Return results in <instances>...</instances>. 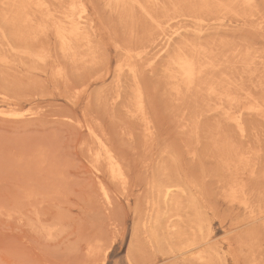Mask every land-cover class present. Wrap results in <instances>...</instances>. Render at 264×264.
<instances>
[{
    "label": "rangeland",
    "instance_id": "rangeland-1",
    "mask_svg": "<svg viewBox=\"0 0 264 264\" xmlns=\"http://www.w3.org/2000/svg\"><path fill=\"white\" fill-rule=\"evenodd\" d=\"M263 100L264 0H0V264H264Z\"/></svg>",
    "mask_w": 264,
    "mask_h": 264
},
{
    "label": "bare ground",
    "instance_id": "bare-ground-1",
    "mask_svg": "<svg viewBox=\"0 0 264 264\" xmlns=\"http://www.w3.org/2000/svg\"><path fill=\"white\" fill-rule=\"evenodd\" d=\"M19 1H20V0H19ZM129 1H130V0H129ZM132 1H133V0H132ZM221 1H222V0H220V2H221ZM137 2H138V1H137ZM148 2H149V1H148ZM126 3H127V2H126ZM126 3H125V4H126ZM220 5H222V4H220ZM225 5H226V4H224V8H225ZM131 6H132V4H131ZM222 7H223V5H222ZM11 8H12V7H11ZM21 8H22V7H21ZM132 8H133V7H132ZM231 9H233V8H231ZM122 10H123V9H122ZM131 11H132V10H131ZM235 11H236V10H235ZM44 15H45V14H44ZM46 15H47V14H46ZM80 16H81V15H80ZM12 17H13V16H11V18H12ZM23 18H24V17H23ZM25 19H26V18H25ZM43 19H44V18H43ZM79 19H80V18H79ZM12 20H13V19H12ZM24 21H25V20H24ZM63 22H64V21H63ZM72 23H73V22H72ZM68 24H69V23H68ZM70 25H71V24H70ZM70 25H68V26H70ZM75 26H76V25H75ZM59 29H60V27H59ZM65 29H66V28H65ZM67 31H68V30H67ZM73 31H74V30H73ZM176 31H177V30H176ZM197 31H198V30H197ZM60 32H61V31H60ZM256 32H257V31H256ZM131 34H132V32H131ZM64 36H65V35H64ZM75 36H76V35H75ZM78 36H79V35H78ZM171 36H172V35H171ZM196 37H197V36H196ZM57 39H58V37H57ZM169 39H170V36L168 37V40H169ZM59 40H60V39H59ZM68 40H69V38H68ZM190 40H191V39H190ZM234 40H235V39H234ZM25 41H26V40H25ZM63 42H64V41H63ZM194 42H196V41L194 40ZM249 42H250V41H249ZM64 43H65V42H64ZM167 43H168V41H167ZM235 43H236V42H235ZM184 44H185V43H184ZM187 44H189V43H187ZM187 44H186V45H187ZM200 44H201V43H200ZM200 44H199V45H200ZM166 45H167V44H166ZM191 45H195V46H196L195 43H194V44L192 43ZM191 45H189L188 48H190ZM60 46H61V45H60ZM195 46H194V47H195ZM202 46H204V45L202 44ZM226 46H227V45H226ZM179 47H180V46H179ZM204 47H206V46H204ZM204 47H202V48H204ZM191 48H192V47H191ZM198 48H199V47H198ZM198 48H197V49H198ZM200 48H201V47H200ZM206 48H207V47H206ZM71 49H72V48H71ZM178 49H179V48H177V50H178ZM195 49H196V48H195ZM209 49H210V48H209ZM209 49H207V50H209ZM221 49H222V48H221ZM180 50H181V49H180ZM184 50H185V49H184ZM188 50H189V49H188ZM204 50H205V49H204ZM212 50H213V49H212ZM182 51H183V50H182ZM182 51H180V52H182ZM189 51H190V53H191V51H194V50L190 49ZM189 51H188V52H189ZM199 51H200V50H199ZM207 52H208V51H207ZM213 52H214V50H213ZM213 52H211V53H213ZM216 52H217V51H216ZM216 52H215V53H216ZM93 53H94V52H93ZM194 53H197V51L194 52ZM194 53H193V54H194ZM204 53H205V52H204ZM237 53H238V52H237ZM239 53H240V52H239ZM184 54H186V53L184 52ZM198 54H199V53H197V57L199 56ZM207 54H208V53H207ZM213 54H214V53H213ZM214 55H215V54H214ZM216 55H217V54H216ZM218 55H219V57H220V54H219V53H218ZM218 55H217V56H218ZM223 55H224V54H223ZM235 55H236V54H234V56H235ZM124 56L126 57L127 55H124ZM238 56H239V55H238ZM72 57H73V56H72ZM92 57H93V56H92ZM127 57L129 58V55H128ZM130 57H131V56H130ZM219 57H218V58H219ZM203 58H204V60L206 59V57H204V56H203ZM212 58H213V57H212ZM214 58H215V57H214ZM239 58H240V57H239ZM239 58H238V60H239ZM92 59H93V58H92ZM134 59H135V58H134ZM174 59H175V58H174ZM191 59L194 60V58H191ZM197 59H198V58H197ZM200 59H202V58L200 57ZM221 59L223 60V58H221ZM255 59H257V58H255ZM262 59H263V58H262ZM175 60H176V59H175ZM175 60H174V61H175ZM180 60H181V59H180ZM183 60H184V59H183ZM198 60H199V59H198ZM204 60H202V61H204ZM209 60H210V58H209ZM219 60H220V59H219ZM225 60H227V62H230V59L228 60L227 57H226ZM238 60H237V62H238ZM240 60H241V59H240ZM259 60H261V59H259ZM136 61H137V60H136ZM176 61H177V60H176ZM187 61H188V60H187ZM189 61H190V60H189ZM194 61H195V60H194ZM233 61H234V60H233ZM233 61H232V62H233ZM254 61H255V60H254ZM261 61H262V60H261ZM74 62H75V60H74ZM133 62H135V60H134ZM198 62H199V61H197V63L195 62L196 65L198 64ZM225 62H226V61H225ZM225 62H224V63H225ZM227 62H226V63H227ZM250 62H251V61H250ZM131 63H132V62H131ZM187 63H190V62H187ZM206 63H207V64L210 63V62H208V59H206L205 64H206ZM211 63H212V62H211ZM214 63H216V62H214ZM218 63H219V62H218ZM220 63H222V62H220ZM224 63H223V64H224ZM241 63H243V62H241ZM134 64H135V63H134ZM184 64H185V62H184ZM232 64H233V63H232ZM246 64H247V63H246ZM246 64H245V65H246ZM132 65H133V63H132ZM186 65H187V64H186ZM196 65H195V67L197 68ZM199 65H200V63H199ZM201 65H202V63H201ZM225 65H226V64H225ZM229 65H230V64H229ZM234 65H235V64H234ZM247 65H250V64H247ZM129 66L132 67L131 65H129ZM183 66H184V65H183ZM191 66H192V65H191ZM193 66H194V65H193ZM211 66H213V65L211 64ZM211 66H210V67H211ZM217 66H218V65H217ZM241 66H242V65H241ZM256 66H257V65H256ZM127 67H128V66H127ZM201 67H202V66H201ZM205 67L208 68V66H206V65H205ZM210 67H209V69H210ZM213 67H214V66H213ZM249 67H250V66H249ZM128 68H129V67H128ZM168 68H169V67H168ZM168 68H167V69H168ZM207 68H206V69H207ZM224 68H225V67H224ZM241 68H243V67H241ZM129 69H130V68H129ZM137 69H138V68H137ZM167 69H166V70H167ZM204 69H205V68H204ZM216 69H217V68H216ZM246 69H247V67H246ZM59 70H60V69H59ZM172 70H173V68H172ZM185 70H186V69H185ZM192 70H194V69L192 68ZM214 70H215V68H214ZM214 70H213V71H214ZM218 70H219V69H218ZM242 70H243V69H242ZM60 71H61V70H60ZM60 71H59V72H60ZM133 71H134V70H133ZM138 71H139V70H138ZM195 71H196V70H195ZM213 71H212V72H213ZM216 71H217V70H216ZM216 71H215V72H216ZM135 72H136V70H135ZM165 72H166V71H165ZM172 72H173V71H172ZM175 72H176V71H175ZM192 72H193V71H191V73H192ZM202 72H203V71H202ZM202 72H201L200 74H202ZM206 72H207V70H206ZM215 72H214V73H215ZM219 72H221V71H219ZM223 72H224V71H223ZM243 72H244V71H243ZM170 73H171V72H170ZM176 73H178V72H176ZM217 73H218V71H217ZM217 73H216V74H217ZM138 74H139V72H138ZM178 74H179V73H178ZM195 74H196V72H195ZM212 74H213V73H212ZM221 74H222V72L219 73V76H220ZM223 74H224V73H223ZM173 75H174V74H173ZM191 75H193V73H192ZM191 75H190L189 77H191ZM225 75H226V73H225ZM133 76H134V75H133ZM135 76H138V75H137V72H136ZM139 76H140V75H139ZM179 76L182 77V79L184 78L183 75H182V76L179 75ZM194 76H195V75H194ZM199 76H200V75H199ZM199 76H198V77H199ZM201 76H202V77H201ZM201 76H200V77L203 78V75H201ZM213 76H214V75H213ZM216 76H217V75H216ZM226 76H228V75H226ZM241 76H242V75H241ZM169 77H171V76H169ZM173 77H175V76H173ZM192 77H193V76H192ZM222 77H225V76L223 75ZM222 77H221V78H222ZM137 78H138V77H137ZM195 78H196V79H195ZM195 78H193V81L190 80V81H192V84H191V85L194 84V79L197 80V77H195ZM209 78H210V77H209ZM225 78H226V77H225ZM228 78H229V77H228ZM241 78H242V77H241ZM139 79H140V78H139ZM186 79L189 80L190 78H186ZM191 79H192V78H191ZM205 79H206V78H205ZM215 79H216V77H215ZM216 80H217V79H216ZM229 80H230V78H229ZM204 81H205V80H204ZM206 81H207V80H206ZM206 81H205V82H206ZM209 81H210V80H209ZM218 81L220 82V79H219ZM222 81H223V80H222ZM222 81H221L220 83H222ZM230 81H231V80H230ZM236 81H237V80H236ZM195 82H197V81H195ZM233 82H234V81H233ZM237 82H238V81H237ZM224 83H225V82H224ZM177 85H178V84H177ZM191 85H189V86H191ZM195 85H196V84H195ZM197 85H199V84L197 83ZM175 86H176V85H175ZM201 86H202V85H201ZM201 86H200V87H201ZM229 86H232V85H229ZM233 86H234V85H233ZM242 86H243V85H242ZM254 86H255V85H254ZM191 87H194V86H191ZM138 88H139V87H138ZM174 88H177L176 90L179 91V90H178V86H177V87H174ZM174 88H173V90H174ZM179 88H180V87H179ZM194 88H196V87H194ZM204 88H205V87H204ZM204 88H203V89H204ZM176 90H175V91H176ZM180 90H181V88H180ZM185 90H187V89L185 88ZM190 90H191V89L189 88V91H190ZM137 91H138V90H137ZM139 92H140V91H139ZM212 92H213V91H212ZM245 92H246V91H245ZM249 92H251V91H249ZM249 92H248V94H249ZM137 94H138V92H137ZM177 94H178V92H177ZM177 94H176V95H177ZM185 94H186V92H185ZM246 94H247V92H246ZM248 94H247V95H248ZM138 95H139V94H138ZM178 95H179V94H178ZM182 95H183V94H182ZM247 95H246V96H247ZM118 96H119V95H118ZM141 96H142V95L139 96L140 99L142 98ZM208 96H209V95H208ZM246 96H245V97H246ZM238 97L240 98V95H239ZM179 98H180V97H179ZM176 99H177V97H176ZM177 100H178V99H177ZM232 100H234V99H232ZM239 100H240V99H239ZM253 100H254V99H253ZM255 100H257V99H255ZM255 100H254V101H255ZM258 100H260V99H258ZM137 101H138V103H142V102H141L142 99H141V101L137 99ZM139 101H140V102H139ZM186 101H187V100H186ZM219 101H220V100H219ZM221 101H222V100H221ZM235 101H236V99H235ZM263 101H264V100H263ZM263 101H262L261 103H263ZM237 103H239V102H237ZM237 103H236V104H237ZM193 104H194V102H193ZM231 104H234L233 101H232ZM250 104H251V102H250ZM250 104H249V105H250ZM263 104H264V103H263ZM136 105H137V104H136ZM138 105H139V104H138ZM140 105H141V104H140ZM140 105H139L138 107H140ZM202 105H203V104H202ZM216 105H217V104H216ZM252 105H253V104H252ZM141 106H142V105H141ZM145 106H146V105H145ZM217 106H220V105H217ZM221 106H222V105H221ZM257 106H258V105H257ZM136 107H137V106H136ZM136 107H135V108H136ZM222 107H223V106H222ZM222 107H221V108H222ZM230 107H231V105H230ZM251 107H253V106H250V108H251ZM255 107H256V105H255ZM258 107H260V106H258ZM191 108H192V106H191ZM216 108H219V110H220V107H216ZM261 108H262V107H261ZM127 109H128V108H127ZM140 109H141V108H140ZM230 109H231V108H230ZM262 109H264V107H263ZM255 110L258 111V110H260V109H255ZM129 111H130V110H129ZM137 111L139 112L138 109H137ZM140 111H141V110H140ZM146 111H147V110H146ZM227 111H228V110H227ZM260 111H261V110H260ZM141 112H142V111H141ZM188 112H189V111H188ZM190 112H191V111H190ZM146 113H147V112H146ZM192 113H193V112H192ZM222 113H223V112H222ZM227 113H228V112H227ZM261 113H262V111H261ZM130 114H132V113L130 112ZM133 114H134V113H133ZM133 114H132V115H133ZM187 114H188V113H187ZM190 114H191V113H190ZM195 114H196V113H195ZM262 114L264 115V113H262ZM132 115H131V116H132ZM134 115H135V114H134ZM225 115L227 116L228 114H225ZM240 116H241V115H240ZM187 117H188V116H187ZM191 117H192V115H191ZM193 117H194V116H193ZM186 119H188V118H186ZM188 120H189V119H188ZM218 126H219V125H218ZM220 126H222V125H220ZM193 127H194V126H193ZM94 128H95V127H94ZM216 128H219V127H216ZM179 129H180V128H179ZM219 129H220V128H219ZM89 130H90V129H89ZM192 131H193V130H192ZM211 131H212V130H211ZM216 131H217V129H216ZM208 132H209V131H208ZM244 132H245V131H244ZM244 132H243V133H244ZM217 133H218V132H217ZM217 133H216V134H217ZM229 133H230V132H229ZM240 133H241V132H240ZM241 134H242V133H241ZM241 134H240V135H241ZM244 134H245V133H244ZM217 136H218V135H217ZM100 138H101V137H100ZM192 138H193V137H192ZM212 138H213V137H212ZM214 138H215V136H214ZM221 138H222V137H221ZM241 138H242V136H241ZM217 143H218V142H217ZM222 143H223V142H222ZM103 144H104V143H103ZM219 144H220V143H219ZM232 144H233V143H232ZM215 145H216V144H215ZM215 145H213V146H215ZM221 145H222V144H221ZM223 145H224V143H223ZM223 145H222V146H223ZM226 145L228 146V144H226ZM230 145H231V144H230ZM230 145H229V146H230ZM104 146H105V144H104ZM106 146H107V145H106ZM233 147H234V144H233ZM87 148H89V147H87ZM226 148H227V147H226ZM231 148H232V146H231ZM235 149H236V148H235ZM88 150H90V149H88ZM109 150H110V149H109ZM237 150H239V149H237ZM234 152H235V151H234ZM111 153H112V152H111ZM227 155H228V154H227ZM233 155H234V154H233ZM250 155H251V154H250ZM89 156H90V155H89ZM113 156H114V155H113ZM228 156H229V155H228ZM233 157H234V156H233ZM235 157H236V155H235ZM239 157H241V156H239ZM236 158H237V157H236ZM218 159H219V158H218ZM230 159H231V158H230ZM239 159H240V158H239ZM239 159H238V160H239ZM98 160H99V158H98ZM114 160H115V159H114ZM247 160H248V159H247ZM240 161H241V160H240ZM115 162L117 163L116 160H115ZM232 162L234 163V161H232ZM232 162H231V163H232ZM239 163H240V162H239ZM247 163H248V162H247ZM99 164L101 165V163H99ZM236 164H237V163H236ZM236 164H235V165H236ZM233 165H234V164H233ZM100 168H101V166H100ZM100 168L98 167V169H100ZM228 168H229V167H228ZM236 168H237V166H236ZM255 168H256V167H255ZM253 169H254V168H253ZM236 171H237V169H236ZM245 171H246V169H245ZM253 171H254V170H253ZM221 172H222V171H221ZM241 172H242V171H241ZM222 173H223V172H222ZM250 173H251V172H250ZM253 174H254V172L252 173V175H253ZM253 176H254V175H253ZM233 177H234V176H233ZM235 179H236V178H235ZM230 180H231V177H230ZM232 181H233V180H232ZM237 182H238V181H237ZM231 183H232V182H231ZM241 183H242V181H241ZM243 183H244V181H243ZM243 183H242V184H243ZM232 184H233V183H232ZM234 184H235V183H234ZM229 186H230V185H228V187H229ZM243 186H244V185H243ZM244 187H245V186H244ZM231 188L235 190V188H233V187H231ZM231 188H230V191H229L230 193H232V192H231V191H232ZM239 188H240V187H239ZM242 188H243V187H242ZM240 189H241V188H240ZM240 189H239V190H240ZM234 190H233V191H234ZM241 190H242V189H241ZM258 190H259V189H258ZM236 191H237V189H236ZM236 191H235V192H236ZM171 192H172V191H171V186H166V187H165V190H164V192H163V196H164V197H168V196L171 194ZM242 192H244V191L242 190ZM260 192H261V190H260ZM157 193H158V192H157ZM227 193H228V192H227ZM233 195H234V194H233ZM235 195H236V194H235ZM30 196H31V195H30ZM230 196H231V195H230ZM243 196H244V195H243ZM245 196H246V195H245ZM232 197H234V196H232ZM227 198H230V197L228 196ZM174 201H175V200H174ZM250 208H251V207H250ZM258 208H259V207H258ZM259 212H260V211H259ZM198 213H199V212H198ZM252 213H253V211H252ZM155 214H156V213H155ZM254 214H255V213H254ZM260 215H261V214H260ZM254 217H255V216H254ZM155 218H156V216H155ZM144 224H145V223H144ZM251 240H252V239H251ZM254 240H255V239H254ZM256 245H257V244H256Z\"/></svg>",
    "mask_w": 264,
    "mask_h": 264
}]
</instances>
